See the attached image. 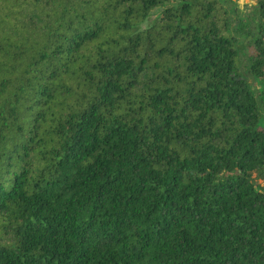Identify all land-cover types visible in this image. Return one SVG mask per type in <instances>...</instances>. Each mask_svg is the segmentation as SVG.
<instances>
[{
    "label": "trees",
    "instance_id": "1",
    "mask_svg": "<svg viewBox=\"0 0 264 264\" xmlns=\"http://www.w3.org/2000/svg\"><path fill=\"white\" fill-rule=\"evenodd\" d=\"M256 179L264 0H0V264H264Z\"/></svg>",
    "mask_w": 264,
    "mask_h": 264
},
{
    "label": "rangeland",
    "instance_id": "2",
    "mask_svg": "<svg viewBox=\"0 0 264 264\" xmlns=\"http://www.w3.org/2000/svg\"><path fill=\"white\" fill-rule=\"evenodd\" d=\"M257 1L258 0H238V4L240 6V9L244 12V11L252 10V8L256 6ZM247 56H248V53L243 58L245 61L247 59ZM251 83H253L252 80H251ZM256 182H257V185L264 188V180L256 179Z\"/></svg>",
    "mask_w": 264,
    "mask_h": 264
}]
</instances>
